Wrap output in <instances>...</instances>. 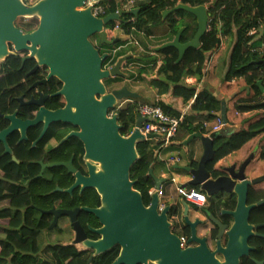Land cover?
<instances>
[{"label":"water","instance_id":"95a60500","mask_svg":"<svg viewBox=\"0 0 264 264\" xmlns=\"http://www.w3.org/2000/svg\"><path fill=\"white\" fill-rule=\"evenodd\" d=\"M84 2L37 0L32 5H25L22 0H0V65L10 57V45L14 53H28L26 59H34L35 68L47 69L46 80L55 78L61 83V88L54 95L62 97L64 101L60 109L48 110L43 107L40 97L31 99L28 104L37 109L33 118L27 120L19 119L16 112L3 114L0 111V118L7 122V126L0 130L2 155H9L11 161H16L6 143V138L14 131L19 133L18 144L27 140L26 131L29 127L42 124L38 137L31 143V147H35L51 125L77 128L60 143L75 138L82 144L86 176H82L71 161L52 165L39 161L37 177H41L47 167H62L67 174L72 175L73 184L63 191L60 188L54 191L71 193L78 188L80 192L92 190L97 194L99 206L96 208L81 206L72 210L50 209L40 212L52 216L48 230L56 227L58 218H66L74 236L71 244L80 245L91 253L86 264L116 247L118 254L111 264H238L249 250L247 240L252 236L251 226L248 225L249 214L264 203L259 201L248 205V195L254 185L264 181V172L257 175L254 172L256 167H252L250 174L248 168L252 155L241 163L213 168L218 172L216 176L206 168L214 158L212 138L219 135L218 131L228 123L224 101L220 103L219 112L214 114L220 119L221 128L207 135L193 133L182 143L186 145L194 139L200 140L203 151L197 166H177L190 176L186 185L196 187L206 196V204L197 211L206 216L215 234L208 230V233L200 236L197 227L204 221L190 219V206L185 200L179 198L158 210V193L166 183V178L157 177L152 169L149 170L154 191L147 205L143 203L140 192L134 189L135 181L130 179V170L138 158L136 144L155 139L157 135L140 133L142 125L152 119L147 120L138 114L130 134H120L122 126L118 124L116 114L110 112L119 102H131L138 99L139 95L126 86L108 90L105 81L111 78L125 79L122 67L133 57L122 55L111 67L104 68L108 53H100L89 40L91 36H97L101 44L109 45L111 41L104 28L119 21L125 12L117 10L98 18L92 15L89 7H83ZM137 11L133 9L130 12L135 14ZM178 11L194 18L196 32L193 38L181 44L183 28H179L170 42L152 49L154 52L175 49L176 63L181 61L186 50L200 46L208 21L204 5L188 6L181 2L163 11L162 19ZM18 17H35L38 25L33 31L23 33L14 25ZM116 41L114 39L112 42ZM231 203L233 206H230ZM79 212L91 214L96 219L95 227L87 226V231L96 239L87 237L77 220ZM177 217L189 229L184 246H181L180 236L172 231V219L176 220Z\"/></svg>","mask_w":264,"mask_h":264},{"label":"trees","instance_id":"16d2710c","mask_svg":"<svg viewBox=\"0 0 264 264\" xmlns=\"http://www.w3.org/2000/svg\"><path fill=\"white\" fill-rule=\"evenodd\" d=\"M178 2L188 6L204 5L208 13V30L200 40L197 49H188L180 62L176 63L177 51L173 48L164 49L158 54L161 56V64L156 71V77L149 81L150 86L156 89V94L161 96L168 92V102H155L162 111L173 117L180 115L190 100V115L183 116L177 132L172 140L180 142L182 139L193 133L206 134L200 122L195 123L193 117L203 116L207 120H214L215 113L220 110V101L206 88L196 91L194 86L186 85L183 79L186 76L194 77L198 82L203 77V70L209 55L218 48L222 38L231 41V49L226 63V70L223 81L230 79H242L247 88L253 90L254 98L264 95V0H142L135 5L137 13L131 12L121 17L120 24L124 34L136 33L145 36L152 35L155 27L170 25L169 38H172L177 30L184 25L181 18L187 16L190 23H186V31L181 36V42L191 40L196 32L194 18L184 12L178 11L162 19V12L173 8ZM105 12L113 13L117 10V3L113 0L105 4ZM31 22L22 23V28H31ZM113 22L107 27H112ZM117 41L116 45H120ZM106 47L105 45H102ZM113 48V46H112ZM119 51L104 61L105 64H113L115 59L121 56ZM145 65L139 73H152L156 67V58H137ZM133 61V58L127 62ZM261 61L259 63H255ZM10 65L14 70L10 72ZM33 65L26 62L20 68V60H10L8 57L0 65V111L3 114H10L17 108L14 97L21 92L19 81L23 78L24 72ZM119 81L114 78L105 82L106 88L109 82ZM260 83L257 86V83ZM252 97V98H253ZM137 101L129 102L123 106L116 107L113 113L117 116V122L122 126L120 134L126 136L132 130L136 116ZM236 112L261 109L264 111V98L258 99L253 104L234 105ZM34 107H29V114ZM7 126V122L0 118V130ZM40 132V126H33L27 132V140L17 144L18 133L13 132L6 138V143L12 150L16 161H11V156L2 155L3 145L0 143V229L5 235L0 237V264H86L90 252L79 250L72 244H50L46 249L48 259L41 257L42 245L40 234L48 230L52 216L41 214L40 210H47L58 203L59 207L70 208L75 206L94 207L98 205L99 198L92 190H87L88 201L78 200L76 192L72 201L69 202V195L54 191L56 185L64 189L72 180L70 175L62 167H55L43 171L41 177H37L40 166L36 161L40 160L45 153L44 145L50 138H58L60 134L47 131L35 147H31ZM264 133V115L244 128H240L231 134L217 135L212 138L214 158L206 165V168L214 176L218 172L213 170L216 162L222 158L240 150L258 134ZM164 144L162 140L148 139L136 144L137 161L130 170V179L135 181L134 189L142 195L145 205L149 202L148 190L153 188L154 183L148 175L149 170L157 161L156 152ZM179 146V145H178ZM260 159L264 160V145L260 152ZM196 167L197 163H191ZM55 177H58L54 179ZM197 190L196 187H193ZM251 194V193H250ZM264 198V192L259 195H250L249 202ZM230 206H233L231 203ZM78 222L84 228L87 237L91 233L87 226L95 227L96 219L93 215L80 212ZM215 234V231H213ZM94 236V235H93ZM92 236V237H93ZM187 237L188 234H185ZM118 254V248L94 257L89 264H111Z\"/></svg>","mask_w":264,"mask_h":264},{"label":"crops","instance_id":"0c3cea01","mask_svg":"<svg viewBox=\"0 0 264 264\" xmlns=\"http://www.w3.org/2000/svg\"><path fill=\"white\" fill-rule=\"evenodd\" d=\"M161 31L154 33V29L152 30V35L145 36L141 33H136L132 35L124 34L123 31L114 32L113 38L120 41V45H122L121 52L122 55H131L133 57V61L127 62L124 66V73L127 75L125 79L120 80L121 86L124 84H128L132 90L139 95L138 99L133 101H137V103H148L154 104L157 101H161L163 103L168 102L169 92L167 94H163L158 96L156 94V89L150 86L149 81L156 77V71L161 64V56L158 52L152 51L153 48L160 46L165 41H170L169 38V30L165 25H162ZM160 39V40H159ZM156 42V45L149 46L148 42ZM158 41V42H157ZM231 49V41L227 38H222L220 45L214 52H212L208 60L205 64L203 70V77L200 82H198L194 77L186 76L183 79V82L186 85L194 86L196 91H201L203 88L209 90L221 103L224 101L226 116L228 123L222 128H227L228 134L221 133L222 128L218 131L220 135H229L232 132L244 128L249 124L256 121L258 118L264 115V111L261 109L256 110H248L246 112H236L234 105L237 102L242 104H253L258 99L264 98V95H260L254 98L253 90L247 88L242 79H230L227 81H223V77L226 70V63L228 60V56ZM262 49H264V45H262ZM121 55V56H122ZM152 57L156 58V67L154 72L152 73H139V70L143 68L145 65L142 61L137 60V58L144 59V57ZM120 86V87H121ZM253 97V98H252ZM132 102V101H131ZM129 103V102H127ZM122 105V103H120ZM190 102L180 110V113L188 116L190 115L189 111ZM240 116V117H238ZM194 122H203L207 121L209 127L206 129L207 133L203 135H207L211 130V126L213 125L214 120H207L203 116L193 117ZM188 137V136H187ZM186 137V138H187ZM182 139L180 142L172 140L169 143H164L159 150L156 152L157 161L153 165L152 172L157 177L166 178L171 174L176 177L178 184L187 186V182L190 180V176H188L184 171L177 168L182 166L192 167L191 163L196 162L202 155L203 147L199 139H194L190 141L188 144L183 145V141L186 139ZM156 140H161L160 137L155 138ZM179 145V146H178ZM246 145L251 148L249 153L254 155V158L260 157V152L263 149L264 145V133L258 134L252 140H250ZM245 145V146H246ZM243 146L240 150L222 158L218 162L215 163L214 169H219L224 166H228L231 164H237L241 162L244 157L242 155L241 150L245 147ZM255 153V154H254ZM178 158L179 161L176 163L169 162L170 158ZM255 173L258 174L261 170H264V160H259L257 166H254ZM253 169V168H252ZM248 171L251 174V168H248ZM168 180L165 188L162 190V196L159 198V201L164 204H172L176 202L179 197L176 195L175 191L173 194L166 193V189L168 187ZM172 185V184H171ZM174 189V188H173ZM194 209L190 206V210ZM197 210V209H195ZM191 212V211H190ZM193 213L191 216L193 217ZM176 219V218H175ZM209 226V225H208ZM208 228V227H207ZM205 227H198L197 233L202 236L205 233ZM5 232L3 229H0V237L4 236ZM64 244V243H63ZM69 244V243H68Z\"/></svg>","mask_w":264,"mask_h":264},{"label":"flooded vegetation","instance_id":"af4514ba","mask_svg":"<svg viewBox=\"0 0 264 264\" xmlns=\"http://www.w3.org/2000/svg\"><path fill=\"white\" fill-rule=\"evenodd\" d=\"M36 1L37 0H22V2L25 5H32ZM121 17H120V20H121ZM181 21H184V25H181V27H180V28H183V32L181 34V36H182L186 31V25L185 24L190 23L191 20L189 17L184 16L181 18ZM24 22H31L32 23L31 28L30 29L29 28H27V29L22 28V23H24ZM14 25L19 30H21L23 33H29L37 27L38 20L35 17H29V18L28 17H18L15 20ZM165 26L169 30L170 25L165 24ZM173 37L171 38V40L173 39ZM109 39H110L111 43L109 45H105L106 47H103L102 46L103 44L100 43L97 36H91L89 38L90 42L99 50V52L100 53H104V52L108 53V57H109V55L113 56L115 53L121 51V48H122V45H116L117 41L115 43L112 42L114 40V38H109ZM170 41H165L164 43L170 42ZM180 43L183 44L186 42H181V40H180ZM112 46H113V48H112ZM113 50L115 51L114 54L111 53ZM27 56H28V53H26V52L14 53L12 50V47L10 45V60L19 59L21 69L24 67V64L26 62H32L33 63V65L27 71L24 72L23 78L20 79V81H19L18 89L21 88V92H19V94L14 97V100L17 104V108L10 112V114H12L13 112H16V116L21 120H27V119L33 118V114L37 108L35 106H33L32 104H28V102L31 99L35 100V99H38L40 97L43 107L45 109H48V110L60 109L64 104L62 97H57L54 95L61 88V83L58 82L55 78H50L49 80H46L45 77L47 75V69L44 67H36L35 68L36 63H35L34 59H32V58L26 59ZM116 59H115V61H116ZM115 61H114V63H115ZM111 66H109V67H111ZM13 70H14V67L12 65H10V72H12ZM29 107H34V110H32L28 114L27 109ZM34 126H40V131H41L42 124H37ZM31 127H33V126H31ZM29 129H30V127L27 129L26 134H27ZM47 131L55 132L56 133L55 135H58V134H60V135L58 138L53 137V138H50L49 141H47V143L44 145V148L46 150H45L43 157H41V159L36 161V162L42 161L43 164L52 165V164H56V163H66L68 161H71L72 166L82 176H86V174H87L86 168L84 166V162L82 159V156H83L82 144L75 138H68V139L64 140L62 143H60V141L63 138H65V136H67L69 133L77 131V128L74 126H70V125L54 124V125L49 126L46 129V132ZM14 132L18 133V131H14ZM18 135H19V133H18ZM26 137H27V135H26ZM250 155H252V159L250 161V164H251L253 162V159H254V155L252 153H248V155H246L241 162H243ZM255 160L258 162L260 160V157L255 158ZM241 162H239V163H241ZM51 168H55V167H47L44 170L51 169ZM263 172H264V170H261V172L258 173L257 175H261ZM66 174H67V172H66ZM67 175H70V174H67ZM70 176L72 178L71 182L66 187H64V189L61 188L62 191L69 188L73 184V177H72V175H70ZM56 178H58V177H55L54 179H56ZM55 188H59L58 185H56ZM86 191L87 190H83L80 192L79 189L77 188V189L72 190L71 193H66L69 195V198H70L69 202H66V203H69V204L75 203L72 201V199L75 197L73 195L74 192H76L79 201H81V202L88 201V196L86 194ZM61 192H59V193H61ZM263 192H264V181L254 185L252 187V189L250 190L248 197L250 195H259ZM62 193H64V192H62ZM259 201H264V198H260L258 200L253 201V202H249V200H248V205L257 204ZM87 203H89V201ZM222 205L224 206L225 203ZM98 206H99V203H98V205H94V207H90V208H96ZM75 207H81V206L73 205L70 208H62V207H59V205L57 203L55 205H52L47 210H40V212L41 211H48L50 209L72 210ZM86 207H89V206H86ZM191 213L194 214L193 217L191 216ZM49 215H51V214H49ZM189 217L191 220L198 218V219L204 221V223L202 225L198 226V227H205V228L208 227L207 229H205L204 234L208 233V230L209 231L215 230L214 227L207 220L206 216L203 215L202 213H200L199 211H197L195 209L190 210V208H189ZM220 218L224 219L223 217H220ZM62 219L66 220V218L60 217V218H58L57 223L62 221ZM67 224H68V222L66 220L64 225L66 226ZM248 225L251 226V232H252V236L250 238H248V240H247V245L249 247L248 254L241 257L238 264H256V262H262L264 264V203L261 206H257L256 208H254L250 212L249 218H248ZM66 227H68V226H66ZM198 227H197V230H198ZM172 231L179 236L185 237V234H188L189 229H188V227H186L182 223L181 219L177 217L176 220L172 219ZM92 236L93 235H91V237H88V238L89 239H96L97 238L96 236H93V237Z\"/></svg>","mask_w":264,"mask_h":264},{"label":"built area","instance_id":"2783aa9c","mask_svg":"<svg viewBox=\"0 0 264 264\" xmlns=\"http://www.w3.org/2000/svg\"><path fill=\"white\" fill-rule=\"evenodd\" d=\"M110 0H85L83 7H89L91 9L92 15L98 18H102L106 15L105 12V6L104 4ZM117 3V10H122L125 13L130 12L132 9H134L135 5L142 0H113ZM116 10V11H117ZM115 11V12H116ZM208 23V21H207ZM208 30L206 26V31ZM104 31L107 33V36L109 38H113L114 32L122 31L120 20L113 22L112 27H105ZM114 50L111 52L114 54ZM110 56V55H109ZM112 58L114 57L111 56ZM112 64H103L104 68H109ZM190 104L192 103V100L189 101ZM121 104H119L117 107H120ZM110 112V114H112ZM136 114L140 115L141 117L148 119H152V121H146L142 127L140 128V133L145 135L147 133L155 134L157 137H160V139L166 144L172 141L173 137L175 136L178 126L181 123L183 119V113H180L178 117H173L165 114L162 109L158 106H155L153 104L148 103H137L136 106ZM201 125L204 129H207L209 127V124L207 121L201 122ZM221 122L219 118H215L213 125L211 126L210 132H216L221 128ZM130 134V133H129ZM127 134V135H129ZM126 135V136H127ZM178 158H170L169 162L176 163L178 162ZM167 180L169 184L174 185V191L176 195L185 200L191 207L194 209H199L203 207L206 204V196L204 193L196 190L192 187H186L184 185L178 184L176 177L174 175H169L167 177ZM162 188L159 190V198L162 196ZM153 188L149 189L147 194L150 195L153 193ZM164 203H161L159 201L158 210H162L164 207ZM185 237L180 236L181 240V246H184L185 244Z\"/></svg>","mask_w":264,"mask_h":264},{"label":"rangeland","instance_id":"374dc122","mask_svg":"<svg viewBox=\"0 0 264 264\" xmlns=\"http://www.w3.org/2000/svg\"><path fill=\"white\" fill-rule=\"evenodd\" d=\"M162 27L163 26H159V27L155 28L154 29V33L156 34L157 32L161 31V28ZM156 44H157L156 42L152 41V42H148L147 45L152 46V45H156ZM123 71H124V69L122 67V73H124ZM126 77H127V75H126ZM118 79L122 80L123 78H118ZM110 80H112V78L106 80L105 82L107 83V81H110ZM120 84H121V82H119V81L109 82L107 84V89L108 90L118 89L121 86ZM123 86H126L128 90L132 91L131 88H130V86L128 84H124ZM120 103H122L121 106L127 104L126 101H123V102L121 101V102L118 103V105ZM238 117H240V116H238ZM227 128H222L221 133L228 134L227 133ZM250 151H251V148H249V146L246 145L241 150L243 157L246 156V155H248V153ZM257 163L258 162L254 158L253 159V162L249 165V169L252 168V167H254V166H257ZM165 184H167V181H166ZM165 184L162 186V189L166 187ZM173 188H174V185L173 184L172 185L171 184L168 185V187L166 189V193L168 192L169 194H173L174 193V189ZM64 222H66V220H63L62 219V221H60L59 223H57L56 227H54V228H52L50 230H45V231H43L40 234L39 238H40V243L42 245L41 257L43 259H48V257H49V254H48L47 249H46L47 245L57 244V243H60V244H63V243L64 244H68L69 243V244H71V242L73 240V233H72V230H71V228H70V226L68 224L66 225L68 227L64 226V228H62ZM76 248L79 249V250H83V248L80 245H76Z\"/></svg>","mask_w":264,"mask_h":264}]
</instances>
